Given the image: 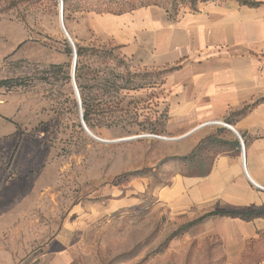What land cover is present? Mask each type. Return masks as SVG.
I'll use <instances>...</instances> for the list:
<instances>
[{
    "label": "rangeland",
    "instance_id": "1",
    "mask_svg": "<svg viewBox=\"0 0 264 264\" xmlns=\"http://www.w3.org/2000/svg\"><path fill=\"white\" fill-rule=\"evenodd\" d=\"M74 9L0 0V264H222L196 218L154 198L174 176L204 172L215 151L171 156L177 146L153 119L163 76L139 75ZM61 23L82 50L74 83L81 116L83 98L92 109L82 118L92 137ZM262 256L253 250L241 264Z\"/></svg>",
    "mask_w": 264,
    "mask_h": 264
},
{
    "label": "crops",
    "instance_id": "2",
    "mask_svg": "<svg viewBox=\"0 0 264 264\" xmlns=\"http://www.w3.org/2000/svg\"><path fill=\"white\" fill-rule=\"evenodd\" d=\"M249 1L257 5L199 3L173 18L165 3L120 14L85 12L91 30L131 65L164 72V95L154 109L166 110L164 135L177 146L171 154L187 155L225 129L228 145L214 150L204 175H176L154 195L173 216L264 209V0ZM235 133L244 145V166L231 144ZM198 227L203 240L218 242L222 264H241L249 246L264 252L263 218L215 217ZM256 264H264V256Z\"/></svg>",
    "mask_w": 264,
    "mask_h": 264
},
{
    "label": "trees",
    "instance_id": "3",
    "mask_svg": "<svg viewBox=\"0 0 264 264\" xmlns=\"http://www.w3.org/2000/svg\"><path fill=\"white\" fill-rule=\"evenodd\" d=\"M63 1V6L64 9L66 11H68V9L70 8L71 4H75V11H79V12H96L99 11V7H103L102 10L108 11V13H115V14H120L123 13L125 11H122V7L123 5L127 4L129 5L131 8H129L128 10H132L138 7H143L149 4H160V3H165L168 5V10L167 12L170 14V16L173 18L176 15H178L181 11L184 10H195L196 6L199 3H204V2H208V1H214V0H140V2H138V6L134 7V3H132V1H127V0H62ZM240 4L243 5H248V6H256L257 4L254 2H251L249 0H237ZM125 5V6H127ZM126 10V11H128ZM113 11V12H111ZM66 47V51L68 54H70V50L67 48V45H65ZM82 53V50L80 48H76V56L77 58H80ZM78 62V61H77ZM79 63V62H78ZM164 74V72H160L157 73L156 75L152 74V73H142L139 74L142 77H146L149 75H153L154 77H159L162 76ZM81 91V90H80ZM79 91V92H80ZM82 104H83V120L85 122V124H88V116L90 115V112L92 109H90V106H88L86 99L82 100ZM156 114V112L154 113V115ZM156 118L154 119V122H158L159 125L165 124L166 121V110L164 109L162 112H159ZM162 119L164 120L163 123L161 122ZM154 123V124H155ZM161 125V126H162ZM157 135L162 134V131H159V133H156ZM225 129L220 128V129H216L215 130V134L206 137L205 139H203L202 141L199 142V144L196 146V148L189 154L187 155H175V154H171L172 157H176L177 160L179 159H183V161H198L201 159H203L202 153L203 151H206V153H208L210 150H216V148H226L228 143L224 140L223 137H225ZM232 146L236 147L237 149H239L240 152V144L237 138H234L233 141L231 142ZM206 169L204 172L200 173V174H193V175H188V176H202L206 173ZM187 176V177H188ZM215 217H228V218H233V219H241L243 221H251L255 218H263L264 219V209L262 210H258V209H249V210H230V209H215L212 211H209L207 213H204L203 215L199 216L196 219H193L190 222L191 226H195L199 223H202L203 221L209 219V218H215ZM252 253V249L249 246L247 248V251L244 253L243 255V260L245 258L248 257V255Z\"/></svg>",
    "mask_w": 264,
    "mask_h": 264
},
{
    "label": "water",
    "instance_id": "4",
    "mask_svg": "<svg viewBox=\"0 0 264 264\" xmlns=\"http://www.w3.org/2000/svg\"><path fill=\"white\" fill-rule=\"evenodd\" d=\"M59 3L62 4V0H59ZM61 27H62V30H63V32H64V34H65L67 40L69 41V43H70L71 46H72L73 57H74V59H73V67H72L73 90H74V92H75V94H76V97H77L78 106H79V110H80V116H81V108H82V106H81V103H80L79 94L77 93V87H76V85H75V83H74V72H75V66H76V53H75V48H74L73 43L71 42L70 37L68 36L67 32L65 31V29H64V27H63V25H62V23H61ZM81 124H82L84 130L87 132V134H89L88 131H87V129H86V126H85L84 123H83L82 116H81ZM89 135H90V134H89ZM235 135H236L237 137H239L237 133H235ZM90 136H91V135H90ZM91 137H92V136H91ZM137 138H139V137H138V136H137V137H131L130 139L127 138V139H123L122 141H129V140H134V139H137Z\"/></svg>",
    "mask_w": 264,
    "mask_h": 264
},
{
    "label": "built area",
    "instance_id": "5",
    "mask_svg": "<svg viewBox=\"0 0 264 264\" xmlns=\"http://www.w3.org/2000/svg\"><path fill=\"white\" fill-rule=\"evenodd\" d=\"M213 125H222L223 123H220V122H213L212 123ZM225 126V125H223ZM239 139V144H240V155H241V158H242V163H243V166H244V145L242 143V140L240 137H238Z\"/></svg>",
    "mask_w": 264,
    "mask_h": 264
},
{
    "label": "bare ground",
    "instance_id": "6",
    "mask_svg": "<svg viewBox=\"0 0 264 264\" xmlns=\"http://www.w3.org/2000/svg\"><path fill=\"white\" fill-rule=\"evenodd\" d=\"M61 9V8H60ZM148 137V136H147ZM128 139H130V138H128ZM161 139V138H160ZM164 139V138H163ZM167 140H169V139H167Z\"/></svg>",
    "mask_w": 264,
    "mask_h": 264
}]
</instances>
